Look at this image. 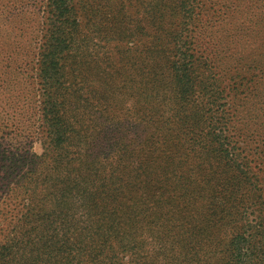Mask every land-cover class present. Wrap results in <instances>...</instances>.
Segmentation results:
<instances>
[{"label": "rangeland", "instance_id": "374dc122", "mask_svg": "<svg viewBox=\"0 0 264 264\" xmlns=\"http://www.w3.org/2000/svg\"><path fill=\"white\" fill-rule=\"evenodd\" d=\"M184 1L189 11L175 19L179 0H81L79 25L71 35L76 42L74 65L65 67V85L90 86L91 101H111L118 115H132L136 88L149 77L138 83V72L146 74L149 56L165 49L173 31L202 61L200 79L211 86L212 127L223 129L225 147L245 165L243 171L233 180L213 183L187 206L182 196L180 211L174 210L178 203L168 202L171 211L150 219L172 226L156 224L143 230L144 237L137 235L142 229L134 231L139 241L133 249L103 252L104 247L90 239L96 226L81 223V230H61L48 245L36 244L34 264H124L135 260L137 250H143L149 264H227V240L236 228L226 221L234 216L248 217L243 230L249 238L258 237L250 251L264 257V0ZM47 4L0 0V248L15 237L33 209V198H38H30L19 184L33 156L43 153L46 139L39 104L40 53L54 24ZM13 151L20 153L17 164L8 158ZM215 215L225 225L214 224ZM20 239V246H27V240ZM166 253L172 261L161 257ZM30 254L22 251L19 256Z\"/></svg>", "mask_w": 264, "mask_h": 264}, {"label": "trees", "instance_id": "16d2710c", "mask_svg": "<svg viewBox=\"0 0 264 264\" xmlns=\"http://www.w3.org/2000/svg\"><path fill=\"white\" fill-rule=\"evenodd\" d=\"M47 5L54 24L40 53L39 104L46 139L43 153L33 156L19 184L30 198H38H33V209L21 220L15 237L0 248V264H34L36 244L48 245L61 230H81V223L96 226L90 239L101 244L103 252L133 249L137 235L144 237L143 230L156 224L172 226L150 215L171 211L170 201L178 203L174 210L180 211L185 199L187 206L213 183L235 179L245 166L230 156L223 129L212 127L211 86L203 85L202 61L188 42L169 31L165 49L149 56L146 74L138 72V83L149 77L136 88L134 112L118 115L111 101L97 104L89 99L90 86L65 85V67L74 65L76 42L71 35L79 25L81 0H48ZM174 7L175 19L189 11L184 0ZM18 154L11 152L9 160L17 164ZM248 222V217L237 216L226 221V226L236 228L227 240V264H264V257L250 251L258 237L246 235ZM213 223L221 226L223 221L217 217ZM20 238L27 246H20ZM30 250L29 258L19 256ZM134 255L135 260L124 264H149L143 250ZM165 256L170 259L169 253L161 257Z\"/></svg>", "mask_w": 264, "mask_h": 264}]
</instances>
